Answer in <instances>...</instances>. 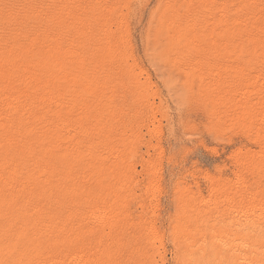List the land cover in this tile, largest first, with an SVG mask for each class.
<instances>
[{
    "label": "bare ground",
    "instance_id": "6f19581e",
    "mask_svg": "<svg viewBox=\"0 0 264 264\" xmlns=\"http://www.w3.org/2000/svg\"><path fill=\"white\" fill-rule=\"evenodd\" d=\"M123 1L0 0V264H109L115 254L114 251L109 256V247L89 245L97 233L105 232L103 241L113 246L117 241L113 236L117 224L130 221L126 200L132 193L129 194L132 181H128L132 180L135 149L130 147L134 152L129 153L120 151L118 145L125 144L123 140L127 137L123 139L116 134L121 141L114 137L113 130L109 131L112 120L116 123L117 108L114 110L113 101L96 99L104 90L108 91L104 96L112 92L111 81L123 69L112 31L117 22L114 16L123 15ZM185 1L188 7L193 6L194 0ZM250 1L248 16L241 17L235 28L237 39L233 43L228 38L221 42L220 46L227 51L223 54L224 61H244V64L264 61V0ZM176 3L177 0H170L164 12V16H172L173 23L182 20L179 12L173 11ZM232 31L228 37H233ZM84 46L86 50L81 52L79 49ZM104 49L102 59L109 60V66L102 63L98 70L93 60ZM89 52L93 55L91 65ZM255 64L261 66V62ZM242 68L239 70L243 71ZM256 92L251 94L256 96ZM254 102H242L233 110L240 114L237 117L250 120L247 132L255 130L256 142L262 147L256 158L240 152L235 159L239 165V184L236 183L242 187L239 211L245 217L238 225L242 230H250L252 222L253 226L264 228V208L258 211L255 221L254 202L245 204L246 199L250 202L258 195L249 192V176L264 172V126H261L264 120L258 118L264 113V99ZM106 113L109 116L105 118ZM100 130L109 131L101 144L93 134ZM101 145L109 150L115 148L109 164L101 163L106 158L101 157L104 150H100ZM89 172L93 176H87ZM212 192H216L215 187ZM259 194L258 198L264 199V192ZM249 252L243 256L240 253L242 257L237 260L264 264V250Z\"/></svg>",
    "mask_w": 264,
    "mask_h": 264
},
{
    "label": "rangeland",
    "instance_id": "374dc122",
    "mask_svg": "<svg viewBox=\"0 0 264 264\" xmlns=\"http://www.w3.org/2000/svg\"><path fill=\"white\" fill-rule=\"evenodd\" d=\"M169 3L170 0H124L123 15L114 16L117 22L112 31L123 69L115 77L118 81L115 78L111 81L113 89L107 93L108 98L104 96L108 91L102 90L96 99L113 101L114 110L117 108L116 123L109 122V131L113 130L111 133L121 141L127 137L123 141L129 147L118 145L122 153L135 151L131 161L132 180H125L132 181L129 194L136 192L130 194L129 202L126 200L130 221L117 224L112 232L118 244L114 243L113 247L104 242L105 232H101L89 247H109L110 257L115 251L109 264H244L237 259L250 254V249L252 252L264 250V228L253 226L252 222L250 230L239 229L245 217L239 211L242 187L237 185L239 165L235 159L240 152L256 158L262 147L256 142L258 133L247 132L250 120L237 117L235 111L242 102L255 100V104L264 99V61H260L261 66L255 64L259 61H252L253 64L248 61L251 65L247 61L248 64L224 61L223 54L227 51L220 45L227 38L231 43L237 39L235 28L241 17L248 16L251 1L194 0L193 6L188 7L185 0H177L172 9L179 12L182 20L175 23L171 15L164 16ZM232 30L233 37H228ZM192 41L194 44L190 45ZM84 49L85 46L79 50ZM100 51L94 60L91 52L87 54L89 64L93 60L98 70L103 64L109 66V60L102 59L106 50ZM251 92H256V96ZM259 116L264 120V113ZM115 124L121 126L118 128ZM104 131L93 132L97 135L94 138L102 137L95 138L100 144L109 132ZM101 146L102 151L104 146ZM110 150L100 151L101 157H106L102 158V164L112 162L115 148ZM259 174L252 173L248 178L251 194L264 192V172ZM88 175L93 176L91 172ZM258 195L253 201L245 200V204L254 202L255 221L264 208V199ZM254 239L259 244L262 241L260 246Z\"/></svg>",
    "mask_w": 264,
    "mask_h": 264
}]
</instances>
